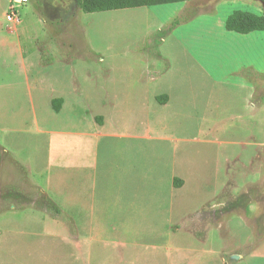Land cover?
Masks as SVG:
<instances>
[{
    "label": "rangeland",
    "instance_id": "rangeland-1",
    "mask_svg": "<svg viewBox=\"0 0 264 264\" xmlns=\"http://www.w3.org/2000/svg\"><path fill=\"white\" fill-rule=\"evenodd\" d=\"M10 1L0 0V35L24 53L33 98L0 96V264H79L74 233L203 234L227 253L264 252V108L214 76V44L231 34L222 22L264 14L260 0L91 14L75 0H29L17 22ZM229 58V71L241 68L244 56ZM13 64L0 62L3 83ZM19 122L26 130L12 131Z\"/></svg>",
    "mask_w": 264,
    "mask_h": 264
},
{
    "label": "crops",
    "instance_id": "crops-1",
    "mask_svg": "<svg viewBox=\"0 0 264 264\" xmlns=\"http://www.w3.org/2000/svg\"><path fill=\"white\" fill-rule=\"evenodd\" d=\"M183 2H179V4ZM225 20L222 22V29ZM220 33V39L214 44L218 67L217 73H215L214 76L223 82L244 85V88L249 92L248 104L253 112L256 111V109L264 108V31H256L247 35L235 32L226 34V32L223 31ZM58 48L59 47H57V49ZM236 53L244 56V60H241L243 62H239L241 68L235 69L233 67V70L229 71L227 68L228 65H226L230 62L229 56L235 55ZM9 58L14 62L11 71L16 72L17 76L14 75L13 81L3 83L7 71H1L0 69V96L7 91L8 94L12 95L14 98L16 96L27 95V98L32 99L30 78L23 73L24 67L27 64L26 57L23 52L9 42L8 37H2L0 35V62H6ZM16 85H21L23 92L16 93L14 91ZM57 99L62 98H56L52 101L54 110L55 107L53 102ZM19 126V129H13L12 131L18 132L20 130H26L24 122H19ZM122 128V126L118 127L116 124L114 126V129L117 131ZM115 137L116 133L113 132L110 136H107V138L110 139H116ZM95 145L99 149V143L97 145V142H95ZM120 149L124 150L127 154L133 152L132 154L134 155H129V157L133 160V166L137 167L138 162L135 160L137 151L133 150L132 146H125L123 144H121ZM3 150L4 154H10L9 150L5 149V147ZM107 157L108 156H103L100 158L97 152L98 173L100 169V173L102 174L100 163ZM86 159V156H84L83 160ZM156 173L157 170H155L154 173L155 185ZM175 178L178 177H174V179ZM96 183L95 173L93 176V184H95V187ZM155 188L159 193L156 186ZM77 193V190H73V224L77 222L76 216L79 221L78 215L74 212V210H76L74 206ZM155 211L158 212V209ZM69 239L72 243L73 258H77L79 264H264V252L257 253L255 251H247L245 253H227L219 248L216 237L203 234L80 235L74 233ZM234 256H238V258H234Z\"/></svg>",
    "mask_w": 264,
    "mask_h": 264
},
{
    "label": "trees",
    "instance_id": "trees-1",
    "mask_svg": "<svg viewBox=\"0 0 264 264\" xmlns=\"http://www.w3.org/2000/svg\"><path fill=\"white\" fill-rule=\"evenodd\" d=\"M184 0H75L77 6L85 13H102L108 11L154 7L159 5L183 2ZM264 4V0H260ZM224 27L229 32L247 35L256 31H264V15L245 10H235L225 20ZM166 96L158 98L159 103H164ZM63 103L62 99L53 102L58 112ZM182 180L174 179V186L179 188Z\"/></svg>",
    "mask_w": 264,
    "mask_h": 264
},
{
    "label": "built area",
    "instance_id": "built-area-1",
    "mask_svg": "<svg viewBox=\"0 0 264 264\" xmlns=\"http://www.w3.org/2000/svg\"><path fill=\"white\" fill-rule=\"evenodd\" d=\"M29 0H11V6H10V10H11V14L7 15L8 20L12 21V22H17L19 21V17L17 14V10H16V5H24L26 3H28Z\"/></svg>",
    "mask_w": 264,
    "mask_h": 264
},
{
    "label": "water",
    "instance_id": "water-1",
    "mask_svg": "<svg viewBox=\"0 0 264 264\" xmlns=\"http://www.w3.org/2000/svg\"><path fill=\"white\" fill-rule=\"evenodd\" d=\"M234 258H238V256H234Z\"/></svg>",
    "mask_w": 264,
    "mask_h": 264
}]
</instances>
